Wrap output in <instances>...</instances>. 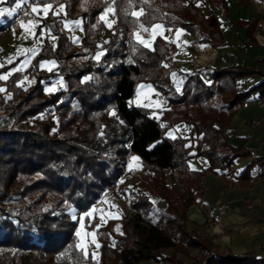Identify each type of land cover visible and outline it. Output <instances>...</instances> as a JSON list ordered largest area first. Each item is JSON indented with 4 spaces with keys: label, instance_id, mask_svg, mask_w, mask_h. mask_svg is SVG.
Here are the masks:
<instances>
[{
    "label": "trees",
    "instance_id": "1",
    "mask_svg": "<svg viewBox=\"0 0 264 264\" xmlns=\"http://www.w3.org/2000/svg\"><path fill=\"white\" fill-rule=\"evenodd\" d=\"M37 1L62 6L60 13L48 10L36 25V30L43 24L51 26L57 34L53 46L43 45L31 55L26 87L16 82L25 69L1 75L15 61L0 64V76L6 77L0 79L4 89L0 91V245H11L12 252L25 246L21 264H81L82 260L84 264H135L149 258L184 264L177 250L190 258L188 264H264V246L243 251L218 246L211 236L191 228L185 214L204 171L224 168L234 157L253 150L243 140L233 143L224 129L233 105L264 95V69L240 61L210 64L205 66L210 83L196 69L185 74L178 89L170 76L171 70H179L173 65L175 43L154 34L146 46L129 28L131 8L141 6L137 23L156 20L184 26L193 40L217 45L227 42L217 14L202 12L193 0ZM210 2L227 12L226 0ZM106 7L112 9L105 14L112 33L102 40L106 20L100 14ZM71 16L83 21L77 44L60 27L61 18ZM10 21L1 22L0 29ZM255 21L252 17L234 20L246 27L249 41L254 40ZM44 56H53L57 65L38 68V59ZM256 61L264 65V57ZM252 73L258 80L242 87L238 76ZM59 78L72 84L44 87ZM142 79L157 85L169 100L157 116L129 98L134 83ZM160 121L186 122V135L194 140L193 153L206 155L207 165L196 169L185 164L191 146L184 143L186 135L162 133ZM131 151L140 156L142 180L164 204H153L142 189H134L129 201L133 214L106 218L105 224L95 226L99 254L97 260L89 253L85 256L77 246V224L69 209L85 211L104 188L114 185ZM263 165L264 154L255 156L228 181L248 185ZM94 221L87 224L92 227ZM114 222H119L120 230ZM190 247L197 253L192 254Z\"/></svg>",
    "mask_w": 264,
    "mask_h": 264
},
{
    "label": "crops",
    "instance_id": "2",
    "mask_svg": "<svg viewBox=\"0 0 264 264\" xmlns=\"http://www.w3.org/2000/svg\"><path fill=\"white\" fill-rule=\"evenodd\" d=\"M23 0H0V9L4 10L0 15V23H7L12 19L14 11L18 4ZM200 7L201 11L208 13L213 11L219 18V25L222 30V36L227 42L223 44L213 45L203 41L193 40L191 32L184 26L165 25L160 21L153 20L150 23H137L138 15H133L130 10L131 20L129 28L133 36L141 40L144 44L150 45L154 34L160 35L165 39H170L176 45L172 52L174 59L173 65L178 68L171 70L172 77L180 83L176 85L179 89L186 73L199 70V75L207 83L211 82L210 72L206 70L207 65H224V63L238 62L242 64H257L264 69V65L256 61L259 57H264V0H226V11L217 9L210 0H193ZM47 6V7H46ZM202 6L206 10L202 9ZM37 19H29L26 21H10L9 25L0 29V64L15 61L6 73L12 69H25L17 81L22 87H26L30 81L28 67L31 64V55L45 46H53L57 36L55 31L49 25H41L36 30V25L40 18L53 9L56 13H60L62 6L57 4L52 6L50 1L36 2L34 4ZM141 10L139 7L138 13ZM238 18L250 19L256 18V26L252 29L251 35L254 40L249 41L248 35L245 34L246 27L235 23ZM13 20V19H12ZM108 20V19H107ZM106 20V22H107ZM103 27L100 32V38L106 40L112 33L110 22ZM60 27L68 31L70 40L73 44L80 41L83 34L81 17L61 18ZM159 26L154 27V26ZM57 65V59L53 56H44L38 59V68H52ZM6 75V74H5ZM258 75L252 73L238 76L237 80L242 87L250 85L253 81H257ZM63 83L59 86L69 87L72 83L69 80L59 78ZM52 82L45 83L44 87L48 90L57 87H47ZM129 96L131 102L136 105L148 107L155 116L161 113V109L168 106L169 100L160 88L153 85L147 80H137ZM254 93V91H253ZM137 94V101L133 102L134 96ZM255 94V93H254ZM264 99V95L243 103L232 106L233 113L230 116L229 123L225 126V131L230 135L233 143L243 140L244 144L251 145L253 150L248 155L236 156L231 164L224 168H219L214 172L210 170L204 171L200 176L199 185L194 189L195 199L188 204L186 217L189 225L196 231L200 228L201 233H205L212 237L218 246H229L235 251H243L247 249L248 244L252 247L248 249L260 248L264 246V165L260 166L261 174H256L248 185H239L238 180L228 181V178H236V173L245 163L253 160L255 156L264 154V111L260 105V100ZM255 101L257 111H251L248 104ZM162 133L168 136L186 135L189 125L185 122L171 123ZM186 135L184 143L191 145L188 148V155L185 158V164L191 168L200 169L207 164L206 155L200 153L194 154L193 142ZM224 202L226 211L218 215L215 213L216 203ZM216 218L221 225H225V232L220 233V225L215 221ZM213 219V220H212ZM213 222H212V221ZM204 229V231H202ZM247 249V250H248ZM258 250V249H257Z\"/></svg>",
    "mask_w": 264,
    "mask_h": 264
},
{
    "label": "rangeland",
    "instance_id": "3",
    "mask_svg": "<svg viewBox=\"0 0 264 264\" xmlns=\"http://www.w3.org/2000/svg\"><path fill=\"white\" fill-rule=\"evenodd\" d=\"M139 7L141 6H134L131 8L132 13H138ZM203 10H206L205 7L202 6ZM103 15L104 19L107 20V16H105V13L102 12L100 16ZM109 22H111L110 19L107 20L106 24L108 25ZM98 51L96 52L95 56H97ZM7 74L5 71L1 73V75ZM172 82H174L176 85H179L177 79L172 77ZM62 81L60 79H55L52 81L51 84L47 87H57L59 84L62 85ZM137 94L133 98V102L137 101ZM249 107H251V111H257L255 101L251 102V104H248ZM156 111H154L153 114H155ZM157 113V112H156ZM161 127L163 130H165L168 126L166 123H163L160 121ZM135 158V159H133ZM140 156L138 153L132 152L128 156L127 160L124 161L122 164V172L118 174V177L116 178V182L114 185H112L110 188H104V190L100 193V197L95 201L92 202L91 205L85 210H75V209H69L70 214L72 218L76 221V228H75V236H76V243L77 246L80 247V250L84 253V255H88V253L92 257H98L99 251H98V244L99 241L97 237L94 235V227L99 224H105L106 218H114L115 220L119 219V216L123 213H126L128 215H132L134 208H132L129 205L130 198L134 195L133 191L134 189H142L151 199V202L153 204H164L163 199L161 197L155 196L153 193L149 191V185L148 183H145L144 180H142L141 177V166H140ZM169 169H165V176L166 179L170 180V177L168 176L167 172ZM171 179L175 180L177 182V178L175 175H173V178ZM218 204V203H216ZM217 209V205H216ZM226 211V210H225ZM223 211V212H225ZM223 212H219L218 209L215 213L218 215H222ZM85 217V218H84ZM95 219L94 223L95 225H92V227L87 224L89 220ZM213 220V219H212ZM211 220V221H212ZM215 223L217 222L221 228L220 233L225 232V225H221L220 221L216 218L214 219ZM213 222V221H212ZM116 229L120 230L119 222H114ZM197 231H200V228L197 229ZM204 231V229L202 230ZM247 246V249L249 247H252L251 244L245 245ZM258 250L260 248H257ZM27 248L22 247L16 249L14 252H12L11 245H0V264H21L22 261H24V253L27 252ZM164 252H171V248H163ZM31 252L34 251L33 248L30 249ZM235 251V250H233ZM190 252L192 254L197 253L196 248L190 247ZM176 255L181 259L182 263L188 264L190 261V258L186 255L182 254L178 250L176 251ZM97 260V259H96ZM95 260V261H96ZM85 260L81 261V264H84ZM135 264H180L178 260L176 261H168V260H151L150 258L147 259H141L139 261H135Z\"/></svg>",
    "mask_w": 264,
    "mask_h": 264
},
{
    "label": "built area",
    "instance_id": "4",
    "mask_svg": "<svg viewBox=\"0 0 264 264\" xmlns=\"http://www.w3.org/2000/svg\"><path fill=\"white\" fill-rule=\"evenodd\" d=\"M37 2V0H23L19 7H16V10L14 11V15L12 17V22L17 20L18 21H26L29 19H37V14L35 13L34 4ZM64 54V53H62ZM260 105L263 107L264 111V99L260 100ZM264 116V114H263ZM217 205V209L219 212H223L226 210V204L224 202H219Z\"/></svg>",
    "mask_w": 264,
    "mask_h": 264
},
{
    "label": "snow or ice",
    "instance_id": "5",
    "mask_svg": "<svg viewBox=\"0 0 264 264\" xmlns=\"http://www.w3.org/2000/svg\"><path fill=\"white\" fill-rule=\"evenodd\" d=\"M17 7H19V4L17 5ZM47 7V6H46ZM34 11L36 10V9H33ZM12 11H15V9H12ZM112 11V9L110 8V7H106L105 9H104V13L106 14V13H109V12H111ZM3 13H4V10L3 9H0V15H3ZM142 13H133V15H141ZM101 19H104V16L103 15H101ZM154 27H159L158 25L157 26H154ZM146 46H147V44H146ZM0 79H6V77H4V76H0ZM0 91H4V89H0ZM133 159H135V158H133Z\"/></svg>",
    "mask_w": 264,
    "mask_h": 264
}]
</instances>
